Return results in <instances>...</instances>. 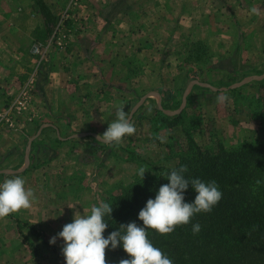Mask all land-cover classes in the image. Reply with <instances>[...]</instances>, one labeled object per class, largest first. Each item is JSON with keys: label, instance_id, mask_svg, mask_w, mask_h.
I'll return each instance as SVG.
<instances>
[{"label": "crops", "instance_id": "1", "mask_svg": "<svg viewBox=\"0 0 264 264\" xmlns=\"http://www.w3.org/2000/svg\"><path fill=\"white\" fill-rule=\"evenodd\" d=\"M43 2L55 18L54 29L68 12V40L64 48L52 44L40 59L31 48L35 42L48 43L52 33H46L36 0H0V182L22 176L34 194L29 208L0 217V264H65L62 239L50 244V238L74 213L90 211L96 179L117 164L108 153L115 143H102L98 136L116 118L118 107L131 120L141 108V99L125 91L124 73L141 60L151 71L161 53L159 40L169 48L167 41L181 33L179 25L190 37L206 1ZM32 76L36 86L30 107L17 114L10 108ZM137 80L140 76L131 81ZM38 252L44 256L36 262Z\"/></svg>", "mask_w": 264, "mask_h": 264}, {"label": "rangeland", "instance_id": "2", "mask_svg": "<svg viewBox=\"0 0 264 264\" xmlns=\"http://www.w3.org/2000/svg\"><path fill=\"white\" fill-rule=\"evenodd\" d=\"M204 1L190 37H184L187 29L179 25L181 33L167 41L169 48L159 40L161 53L151 71L141 60L124 73L126 93L143 100L131 120L135 132L109 147L117 164L96 179L94 189L89 187L97 195L94 204L132 183L148 163L172 167L174 161L166 156L187 143V131L202 145L218 137L228 147L264 136L257 124L264 111V0ZM134 76H140L135 84ZM159 111L169 117L182 114V123L165 128ZM192 119L200 124L193 127ZM34 255L36 262L44 256Z\"/></svg>", "mask_w": 264, "mask_h": 264}, {"label": "trees", "instance_id": "3", "mask_svg": "<svg viewBox=\"0 0 264 264\" xmlns=\"http://www.w3.org/2000/svg\"><path fill=\"white\" fill-rule=\"evenodd\" d=\"M36 3L50 35L55 18L43 0ZM159 119L165 128L171 129L182 123L183 115L169 117L161 113ZM197 124L199 119L191 120L193 127ZM257 124L259 132L264 133V111ZM186 138L183 147L166 156L174 161L172 167L148 163L143 177H136L104 199L113 206L111 216L106 217L108 227L104 235L122 224L133 221L142 224L138 213L149 198H154L160 185L168 182L166 174L186 165L187 177H198L205 182L215 180L222 192L221 199L210 212L195 214L188 224L176 226L171 233L159 234L147 229L148 239L173 264H264V136L229 147L218 137L211 144L202 145L190 131ZM194 197L195 192L189 186L185 200L191 202ZM193 223L200 224L199 232H192ZM25 225L34 230L33 225ZM50 249L56 250L53 246ZM105 253L108 264H119V260L129 258L120 246L109 247Z\"/></svg>", "mask_w": 264, "mask_h": 264}, {"label": "clouds", "instance_id": "4", "mask_svg": "<svg viewBox=\"0 0 264 264\" xmlns=\"http://www.w3.org/2000/svg\"><path fill=\"white\" fill-rule=\"evenodd\" d=\"M135 126L129 114L123 107L116 109V118L108 123L106 130L98 136L102 143H118L127 134H133ZM186 165L174 168L167 175V183L161 184L154 198H149L139 211L138 219L117 230L104 235L111 216L113 206L101 201L92 204L90 211L83 209V214L74 213L71 222L66 223L56 236L50 238L54 244L57 238L62 239V253L65 264H108L105 250L109 247H122L128 254L127 259L119 260V264H173L160 248L148 239L147 229H153L159 234L171 233L178 225H185L200 212H210L222 197L215 180L203 181L198 177H187ZM145 170H138L143 177ZM189 186L194 190L195 197L189 202L185 193ZM33 192L25 188V180L16 175L0 182V217L9 215L31 206ZM200 224H192V232L200 231ZM123 229V231H121Z\"/></svg>", "mask_w": 264, "mask_h": 264}, {"label": "built area", "instance_id": "5", "mask_svg": "<svg viewBox=\"0 0 264 264\" xmlns=\"http://www.w3.org/2000/svg\"><path fill=\"white\" fill-rule=\"evenodd\" d=\"M67 18H68V12L66 11L61 15L59 23L52 32L51 39L48 41V43L35 42L33 44L31 48V53L33 56L42 59L43 57H45L48 48L52 44H55L60 48H64L66 46L68 37L64 30V24ZM35 86H36V80L32 76L24 83L21 89V93L19 94V97L12 104L10 110L15 111L17 114H21L27 111L30 107L32 94L35 90ZM8 112L2 114L1 116L2 120L7 121L6 117L8 116Z\"/></svg>", "mask_w": 264, "mask_h": 264}, {"label": "water", "instance_id": "6", "mask_svg": "<svg viewBox=\"0 0 264 264\" xmlns=\"http://www.w3.org/2000/svg\"><path fill=\"white\" fill-rule=\"evenodd\" d=\"M142 100H143V99H142ZM142 100H141V102L137 105V107H140V105L142 104ZM137 107H136V108H137Z\"/></svg>", "mask_w": 264, "mask_h": 264}]
</instances>
